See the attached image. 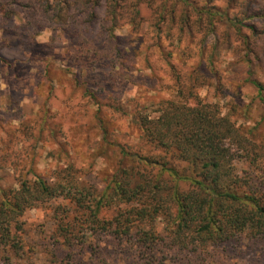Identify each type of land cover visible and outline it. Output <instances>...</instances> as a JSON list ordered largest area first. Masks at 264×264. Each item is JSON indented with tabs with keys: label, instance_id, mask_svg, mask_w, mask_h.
<instances>
[{
	"label": "trees",
	"instance_id": "1",
	"mask_svg": "<svg viewBox=\"0 0 264 264\" xmlns=\"http://www.w3.org/2000/svg\"><path fill=\"white\" fill-rule=\"evenodd\" d=\"M208 1L0 0V48L10 34L27 30L33 38L47 22L54 30L61 24L81 40L74 58L80 72L110 60L111 74L148 53L137 47L133 54L124 51L115 34L127 25L139 30L146 9L152 11L148 29L157 43L165 38L169 47H179L199 33L201 56L206 38L217 35L222 23L234 28V55L249 67L248 79L264 101V86L253 78L255 59H264V0ZM212 49L214 56L217 44ZM0 60L6 57L0 54ZM83 82L105 90L97 78ZM196 83L191 74L187 81L179 77V99H163L154 110L121 102L117 111L138 131L136 147L111 138L103 126V143L119 160L112 172L100 171L97 181L69 162L49 174H22L17 187H0V260L40 264L43 255L44 264H233L238 254L260 248L261 257L254 253L249 263L264 261L259 123L239 125L219 103L194 93ZM40 207L52 213L53 228L36 242L23 217Z\"/></svg>",
	"mask_w": 264,
	"mask_h": 264
},
{
	"label": "rangeland",
	"instance_id": "2",
	"mask_svg": "<svg viewBox=\"0 0 264 264\" xmlns=\"http://www.w3.org/2000/svg\"><path fill=\"white\" fill-rule=\"evenodd\" d=\"M151 13L147 9L142 12L145 22L137 31L129 25L116 29L115 34L126 44H121L124 51L128 48L133 54L137 47L148 49V53L144 50L146 53L127 61L128 70L121 67L111 74L110 60L81 73L80 61L74 59L81 40L70 37L61 24L54 30L47 22L33 38L27 30L16 37L10 34L9 44L0 48L6 57L0 60V187H17L22 174L30 178L34 173L49 174L69 162L83 167L97 181L100 171L112 172L119 160L103 143V126L111 138L123 144L133 142L136 147L138 131L117 111L120 103L154 110L163 99H179L178 78L187 81L190 74L197 80L194 93L219 103L239 125L254 127L259 123L257 137L264 138V101L248 79L249 67L234 55L232 49L239 45L234 28L221 23L217 35L206 38L203 56L199 55L203 42L199 33L185 38L179 47L177 42L170 46L171 55V40L162 38L157 43L158 38L148 29ZM255 64L253 78L264 86V59H255ZM94 78L104 84V91L83 82ZM92 93L99 98L95 100ZM188 102H194L192 96ZM51 217L50 210L42 207L26 212L23 220L32 241L40 242L51 233ZM261 251L257 248L238 254L233 264H250L253 254ZM42 256L40 264H44ZM0 264L6 263L0 260Z\"/></svg>",
	"mask_w": 264,
	"mask_h": 264
}]
</instances>
